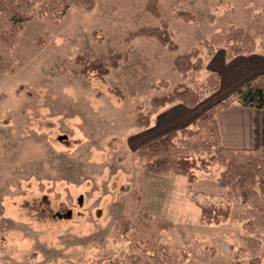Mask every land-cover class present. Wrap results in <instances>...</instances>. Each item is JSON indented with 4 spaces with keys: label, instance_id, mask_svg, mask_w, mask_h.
Instances as JSON below:
<instances>
[{
    "label": "rangeland",
    "instance_id": "obj_1",
    "mask_svg": "<svg viewBox=\"0 0 264 264\" xmlns=\"http://www.w3.org/2000/svg\"><path fill=\"white\" fill-rule=\"evenodd\" d=\"M158 1L176 50L152 36L127 40L142 26L160 25L146 0H98L91 10L72 6L58 24L31 19L22 30L15 54L23 63L0 77L2 264H113L139 235L186 252L181 264H249L257 257L255 264H264V233L249 234L235 218L201 220L195 199H223L226 189L216 185L221 167L196 170L190 183L186 174L152 173L138 153L164 133L156 115L170 103L155 107L154 96L176 86L201 89L203 113L232 94L204 89L210 60L225 49L231 25L262 30L255 38L264 41V0ZM180 8L195 19L179 17ZM197 47L203 68L185 75L173 68L178 53ZM110 48L128 58L108 75L76 72L78 56L107 61ZM149 111L150 125L139 126L140 112ZM126 220L155 225L131 236Z\"/></svg>",
    "mask_w": 264,
    "mask_h": 264
},
{
    "label": "trees",
    "instance_id": "obj_2",
    "mask_svg": "<svg viewBox=\"0 0 264 264\" xmlns=\"http://www.w3.org/2000/svg\"><path fill=\"white\" fill-rule=\"evenodd\" d=\"M98 0H0V77L4 72H11L21 67L23 61L15 54V47L20 40L22 30L31 19L42 18L52 24H58L68 9L72 6L91 10ZM145 8L155 18L159 19L158 26H142L128 34L127 40L147 35L152 36L171 50L178 48L172 39L173 32L168 20L162 16L158 0H146ZM176 14L191 21L195 19L190 9L180 8ZM252 27L231 25L226 36L224 48L226 58L231 59L238 54L260 53L264 54V41L258 42L256 32ZM209 45V54L215 48L209 40H203ZM107 61L90 59L88 53L78 56L82 63L80 75L88 76L92 71L103 78L112 68L119 66L122 59L128 58L119 51L109 49ZM202 55L199 48L186 53H178L174 59L173 68L183 75L192 68L202 67ZM199 65V66H197ZM205 90L220 87V73L210 70L204 80ZM202 98L201 89L184 85L178 86L152 98L155 107H163L168 103L180 101L189 107L199 103ZM242 104L254 108L264 109V72L248 79L239 85L232 94L212 104L201 113L191 125L166 131L145 142L139 147L138 153L146 160L149 171L155 174H168L174 172L187 175L190 183L197 180L196 170H209L218 165L221 167L216 185L226 189L221 202L195 199L201 208V220L204 223H220L235 218L243 224L249 234L263 235L264 233V146L256 148L229 147L223 145L220 135V125L217 114L220 110L234 104ZM152 112H140L137 123L147 127L151 123ZM241 206L239 211L234 206ZM146 219L148 218L146 215ZM154 221L133 222L126 220L124 230H129L134 236L143 228L150 230ZM165 223L158 222L161 227ZM140 237L139 242L123 252L120 260L113 264H181L186 252L173 249L168 244H161L153 237ZM259 258H253L249 264H255ZM0 264H2L0 259ZM9 264V263H6ZM14 264V263H13Z\"/></svg>",
    "mask_w": 264,
    "mask_h": 264
},
{
    "label": "crops",
    "instance_id": "obj_3",
    "mask_svg": "<svg viewBox=\"0 0 264 264\" xmlns=\"http://www.w3.org/2000/svg\"><path fill=\"white\" fill-rule=\"evenodd\" d=\"M217 51L210 61L211 68L220 73L223 96H229L246 80L264 72V55L260 53L238 54L227 59L225 49ZM202 111L198 105L189 107L180 101L170 103L156 115L158 128L166 132L186 127ZM217 121L223 145L247 148L264 146V109L234 103L218 112Z\"/></svg>",
    "mask_w": 264,
    "mask_h": 264
}]
</instances>
